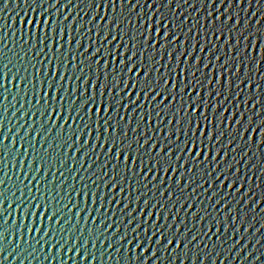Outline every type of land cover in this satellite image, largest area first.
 I'll use <instances>...</instances> for the list:
<instances>
[{
    "label": "water",
    "instance_id": "water-1",
    "mask_svg": "<svg viewBox=\"0 0 264 264\" xmlns=\"http://www.w3.org/2000/svg\"><path fill=\"white\" fill-rule=\"evenodd\" d=\"M0 264H264V0H0Z\"/></svg>",
    "mask_w": 264,
    "mask_h": 264
},
{
    "label": "snow or ice",
    "instance_id": "snow-or-ice-1",
    "mask_svg": "<svg viewBox=\"0 0 264 264\" xmlns=\"http://www.w3.org/2000/svg\"><path fill=\"white\" fill-rule=\"evenodd\" d=\"M37 27H39V26H37ZM78 47H79V46H78ZM97 51H98V50H97ZM125 55H126V53H125ZM133 59H134V57H133ZM141 63H143V61H141ZM104 67H105V70H107L108 65L105 64ZM125 67H126V64H125V63H121V64H120V68H121L122 70L125 69ZM135 67H136V66L133 64L132 67L127 68L128 75H129V76H131V73H132V71L135 69ZM57 71H59V70L57 69ZM140 71H144V69L141 68ZM137 77H139V71L137 72ZM157 83H159V81H157ZM126 86H127V85H126ZM95 87H96V86L93 85V91H95ZM105 87H107V83H105ZM136 87H139L140 90H141V92H147V95H151L152 92H155V88H153L152 85H150V84L148 83V76H147V75L144 77L143 82H141L139 79H137ZM149 89H151V91H148ZM166 89H167V81L165 82L164 87H162V88L160 89V94H163V93L165 92ZM103 92H104V90L102 89V90H101V100H100V104H99V109H97V112H96V115H97V117H98V120H97V131H99V116H100V109H103L104 112L107 113V112H110V111H111V108H112V101H111V98H110V99L108 100V102H107V107H105V102H104V99H103ZM57 95H58V93H57ZM139 98H140L139 95H137L136 100L138 101ZM145 99H147V96L145 97ZM165 99H167V97H165ZM85 100H86L85 106H87V96H86V94H85ZM93 100H95V96H93ZM93 107L95 108L96 105L94 104ZM158 107H161V106L158 105ZM81 110H83V109H81ZM168 110H170V109H168V108L165 109V111H168ZM91 115H92V111H91V109H90V110H89V116H91ZM106 119H107V117H106ZM190 126H191V125H189V127H190ZM104 127H105V131H108V124H107V123L105 124ZM117 127H118V125H117ZM122 151H123V149H122ZM161 151H163V150H161ZM193 151H195V144H193ZM169 155H171V153H169ZM137 158H139V153H137ZM117 159L119 160V155L117 156ZM125 164H127V158L125 159ZM126 173H127V168H125V170H124V174H125V175H126Z\"/></svg>",
    "mask_w": 264,
    "mask_h": 264
}]
</instances>
